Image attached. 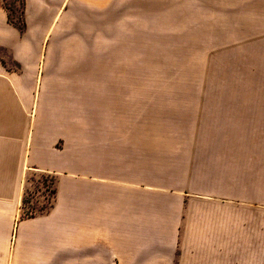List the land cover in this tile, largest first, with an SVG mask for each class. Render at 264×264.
Here are the masks:
<instances>
[{"label":"crops","instance_id":"obj_1","mask_svg":"<svg viewBox=\"0 0 264 264\" xmlns=\"http://www.w3.org/2000/svg\"><path fill=\"white\" fill-rule=\"evenodd\" d=\"M65 2L35 3L28 25L39 39L23 41L0 8V212L9 213L0 229L19 210L29 170L55 176L52 205L17 224L0 260L228 264L226 241L207 246V237L195 236L197 220L199 232L207 227V200L189 197V161L157 162L147 126L127 116L144 108L142 97L132 103L131 94L106 86L114 78L88 81L83 45L45 42L67 26Z\"/></svg>","mask_w":264,"mask_h":264},{"label":"rangeland","instance_id":"obj_2","mask_svg":"<svg viewBox=\"0 0 264 264\" xmlns=\"http://www.w3.org/2000/svg\"><path fill=\"white\" fill-rule=\"evenodd\" d=\"M40 1L0 0L22 41L39 39L28 23ZM63 12L67 26L45 42L83 45L88 81L114 78L106 86L142 97L126 114L147 126L149 156L189 161V197L207 200L195 236L226 241L228 264H264V0H66ZM54 182L27 172L0 253L20 221L50 208Z\"/></svg>","mask_w":264,"mask_h":264}]
</instances>
